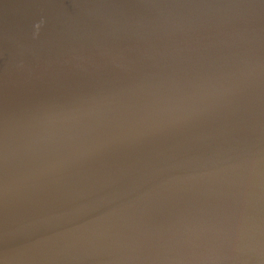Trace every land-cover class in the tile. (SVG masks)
Instances as JSON below:
<instances>
[{"label":"water","instance_id":"obj_1","mask_svg":"<svg viewBox=\"0 0 264 264\" xmlns=\"http://www.w3.org/2000/svg\"><path fill=\"white\" fill-rule=\"evenodd\" d=\"M0 264H264V0H0Z\"/></svg>","mask_w":264,"mask_h":264}]
</instances>
